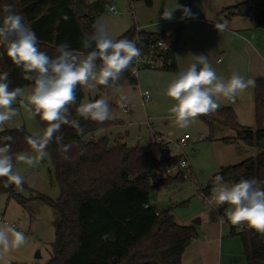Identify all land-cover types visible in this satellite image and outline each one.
Listing matches in <instances>:
<instances>
[{
	"label": "trees",
	"instance_id": "obj_1",
	"mask_svg": "<svg viewBox=\"0 0 264 264\" xmlns=\"http://www.w3.org/2000/svg\"><path fill=\"white\" fill-rule=\"evenodd\" d=\"M112 1L87 3L82 0L87 14L80 17L75 9V0H0V17L3 5H12L36 33L40 49L49 55H55V47L63 42L73 50L86 51L82 45L84 34L92 32L97 18ZM220 12L229 19L251 16L255 25L264 29V0L242 1ZM65 15L68 19H64ZM139 33L147 38V43L152 38L169 41L171 49L168 55L172 64L165 69L178 72L175 47L181 31L177 29L166 34L142 30ZM136 36L137 30L132 27L118 39L127 37L135 40ZM5 71L12 82L10 87L31 86L32 82L22 78V69L15 66L0 47V73ZM255 81L256 127L241 125L232 107L201 115L211 127L213 119H219L234 130L233 137L223 138L225 142L242 140L260 151L237 164L221 167L211 178L207 187L209 192L216 175H222L228 184L241 178L264 180V77ZM137 83V75L126 70L114 86H100V89ZM83 97V87L78 86L77 105ZM99 98L97 96L93 100ZM75 107L71 109L73 117L76 115ZM37 118L45 129L46 122L39 116ZM117 123L113 119L103 123L80 119L88 137L86 143L74 129L63 126V142H78L68 152L69 160L62 158L55 142L47 148L61 193L56 200L42 194L35 195L57 213L53 222L55 237L51 244V258L44 264H181L186 248L200 237L198 225L180 224L171 209L159 210L152 203L151 196L158 187L185 180L181 173L164 175L161 145L154 140L143 147H129L122 142L110 145L107 135L97 136L100 131ZM18 128L0 132V146L6 142L3 137L11 135L12 152H28L31 149L26 137L31 133L24 126ZM4 181L5 178H0V193H6L9 198H15L26 206L28 199L15 186L5 187ZM226 206L221 205L220 211L223 212ZM229 235L241 237L248 264H264V235L232 224Z\"/></svg>",
	"mask_w": 264,
	"mask_h": 264
},
{
	"label": "rangeland",
	"instance_id": "obj_2",
	"mask_svg": "<svg viewBox=\"0 0 264 264\" xmlns=\"http://www.w3.org/2000/svg\"><path fill=\"white\" fill-rule=\"evenodd\" d=\"M80 1L83 6L82 0ZM86 1L88 3L95 0ZM242 1L246 0H113L111 4L118 13L111 11L109 4L96 22L102 20L114 39H118L132 27L137 32L165 31L166 34L179 29L181 33L175 47L178 72L193 62L192 54H204L219 77L227 80L236 71L256 80L264 77V29L257 27L251 16H238L240 24L235 27L220 12ZM175 3L191 9L194 18L184 17L180 10H176L171 20L162 19L163 11L166 8L171 9ZM215 22H227V30L217 31ZM178 72L141 68L137 73L138 83L134 86H117L104 90L100 86L95 89L83 87L82 102L99 96L107 98L110 105H113L112 119L118 123L97 135H107L110 145L122 142L129 147H143L149 145L157 134L164 136L173 154L184 153L188 157L193 177L158 187L154 192L156 199L152 203L159 210L171 209L179 223L187 220L191 224L202 217L217 219L220 206L215 202H204L201 198L203 191L211 194L207 187L213 174L223 166L237 164L256 156L260 151L256 146H249L242 140L225 142L223 138L233 137L235 132L219 119H213L211 127L198 116L188 127L180 128L170 112L175 101L166 95L167 86ZM144 90H149L152 95V100L145 104L142 102ZM30 91L31 86L26 87L25 95ZM121 97H125L132 104L128 113L121 107ZM217 102L220 104L219 109L234 108L241 125L257 126L254 87L238 93L233 102L223 97ZM14 107L19 115L7 122L5 129L24 126L31 134L43 133L44 128L37 116H33L24 104L17 101ZM170 131L173 134L170 135ZM185 133L191 134L192 139L181 151L175 142ZM200 136L203 140H199ZM28 153L34 154L32 150ZM14 171L25 177L24 185L18 191L28 201L24 206L15 198H9L6 193H0V216L9 222V225L0 224V228L13 227L14 224L13 228L25 234L26 242L19 249L10 252L0 249V264H44L51 258V244L55 237L53 222L57 213L35 195L42 194L53 200L59 198L61 189L54 166L48 153L47 158L35 167L14 161ZM227 207L228 205L225 208ZM225 208L222 216L227 219Z\"/></svg>",
	"mask_w": 264,
	"mask_h": 264
},
{
	"label": "clouds",
	"instance_id": "obj_3",
	"mask_svg": "<svg viewBox=\"0 0 264 264\" xmlns=\"http://www.w3.org/2000/svg\"><path fill=\"white\" fill-rule=\"evenodd\" d=\"M180 10L184 17L194 18L191 9L175 3L165 9L161 18L171 20L173 13ZM0 17V47L11 62L22 69V78L32 82L31 91L25 95V87H10L7 71L0 73V132L4 125L19 115L14 104H24L33 116L46 122L43 133H32L26 137L32 153L12 152L11 135L0 146V178L4 186L22 188L25 177L14 171V160L35 167L47 158V148L53 142L59 146L62 158L69 160L68 152L77 141L64 143L63 126L74 129L85 143L88 137L80 119L103 123L113 118L111 105L105 97L80 102L77 105L78 86L95 89L97 86H114L142 54L138 42L127 37L114 39L107 25L101 20L93 25L92 32L85 33L83 49H71L67 42L55 47V55L42 51L36 33L24 22V17L13 10L12 5L2 7ZM64 19H68L65 15ZM217 31L228 28L227 22H215ZM193 62L180 70L166 89V95L175 101L170 112L180 128H186L196 117L217 111L220 97L232 100L238 93L255 87L256 81L233 71L227 80L219 77L204 54H192ZM145 95L150 93L145 92ZM125 97H121L124 107ZM75 107V117L72 107ZM19 130V128L17 129ZM84 149L81 148V153ZM211 189L212 199L217 206L228 205L225 215L233 226L255 230L264 235V180L241 178L227 184L222 175H216ZM26 242L25 234L8 226L0 228V249L10 252Z\"/></svg>",
	"mask_w": 264,
	"mask_h": 264
},
{
	"label": "built area",
	"instance_id": "obj_4",
	"mask_svg": "<svg viewBox=\"0 0 264 264\" xmlns=\"http://www.w3.org/2000/svg\"><path fill=\"white\" fill-rule=\"evenodd\" d=\"M110 10L114 13H118V10L114 5L109 6ZM142 31V30H141ZM140 32V31H139ZM139 32H137V36L135 38V41L138 42L137 46L141 48L142 54L138 58V60H135L133 62V65L129 69L133 74L137 75L138 71L141 68H154V69H165L169 67L172 64V58L169 57L168 53L171 49V44L169 41L165 39H150L151 41L147 43V38L143 35H141ZM220 61V59H219ZM148 92L150 95H145L144 93ZM152 100V95L149 90H144L142 92V102L143 104L149 102ZM234 101V99L230 100ZM132 107V104L128 99L124 101V112L128 113L130 111V108ZM151 128H153L152 124H149ZM192 139V135L189 133H185L182 137H180L176 143L178 148L183 151V149L188 145V141ZM199 140H203V137L200 136ZM154 141L161 145L162 148V155H166V159L163 160V170L164 175H177L179 173L182 174V176L185 179L192 178L193 172L190 165V162L188 160V157L182 153V154H173L171 152L170 146L167 144V142L164 139L163 135H155ZM201 198L204 200V202L207 203H213L215 202L212 199V195L205 191L201 193ZM147 207L149 205H146ZM219 212L220 208H219ZM157 214H159V210L156 211ZM220 222L224 223L226 220L224 217H219ZM0 224L9 225V222L5 221L3 216H0ZM13 227L14 224H12ZM244 228H247L246 226Z\"/></svg>",
	"mask_w": 264,
	"mask_h": 264
},
{
	"label": "crops",
	"instance_id": "obj_5",
	"mask_svg": "<svg viewBox=\"0 0 264 264\" xmlns=\"http://www.w3.org/2000/svg\"><path fill=\"white\" fill-rule=\"evenodd\" d=\"M226 19L229 23L236 25L235 27H238L240 24L237 17ZM262 59L264 60L263 57ZM101 133L102 131L98 135ZM169 134H173V131H170ZM217 212V219L211 217L201 218V222L198 224L200 237L193 240L186 248L182 256L181 264H248L241 237L229 235L231 224H229L228 218H224L226 222H220L219 217H223V212ZM180 224L189 225L190 223L185 220Z\"/></svg>",
	"mask_w": 264,
	"mask_h": 264
},
{
	"label": "water",
	"instance_id": "obj_6",
	"mask_svg": "<svg viewBox=\"0 0 264 264\" xmlns=\"http://www.w3.org/2000/svg\"><path fill=\"white\" fill-rule=\"evenodd\" d=\"M75 9L77 11V13L79 14L80 17H83L87 14L86 10L84 9V7L82 6L81 4V1L80 0H75ZM166 159V155H161L160 156V160L163 161ZM151 199H156V194L153 193V195L151 196ZM201 220L200 219H196L194 221V224L198 225L200 224Z\"/></svg>",
	"mask_w": 264,
	"mask_h": 264
}]
</instances>
